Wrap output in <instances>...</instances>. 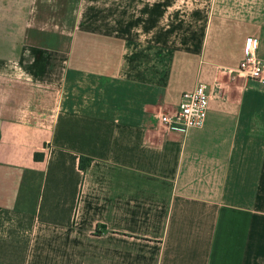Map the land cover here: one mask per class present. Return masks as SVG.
<instances>
[{
    "label": "crops",
    "instance_id": "0c3cea01",
    "mask_svg": "<svg viewBox=\"0 0 264 264\" xmlns=\"http://www.w3.org/2000/svg\"><path fill=\"white\" fill-rule=\"evenodd\" d=\"M251 37L264 0H0V264H264Z\"/></svg>",
    "mask_w": 264,
    "mask_h": 264
},
{
    "label": "built area",
    "instance_id": "2783aa9c",
    "mask_svg": "<svg viewBox=\"0 0 264 264\" xmlns=\"http://www.w3.org/2000/svg\"><path fill=\"white\" fill-rule=\"evenodd\" d=\"M247 54L241 59L238 71L246 78L253 79L264 86V65L257 56V40L254 37L246 43ZM210 94L204 83H197L181 93L178 108L163 111L158 122L167 130L185 132L204 125Z\"/></svg>",
    "mask_w": 264,
    "mask_h": 264
},
{
    "label": "trees",
    "instance_id": "16d2710c",
    "mask_svg": "<svg viewBox=\"0 0 264 264\" xmlns=\"http://www.w3.org/2000/svg\"><path fill=\"white\" fill-rule=\"evenodd\" d=\"M90 162V159L88 157H80L79 166L81 169H84L88 163Z\"/></svg>",
    "mask_w": 264,
    "mask_h": 264
},
{
    "label": "rangeland",
    "instance_id": "374dc122",
    "mask_svg": "<svg viewBox=\"0 0 264 264\" xmlns=\"http://www.w3.org/2000/svg\"><path fill=\"white\" fill-rule=\"evenodd\" d=\"M189 8H191V7L190 6L189 7L183 6V12L188 11Z\"/></svg>",
    "mask_w": 264,
    "mask_h": 264
}]
</instances>
